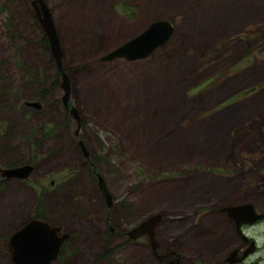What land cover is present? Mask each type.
Masks as SVG:
<instances>
[{
	"label": "rangeland",
	"instance_id": "obj_1",
	"mask_svg": "<svg viewBox=\"0 0 264 264\" xmlns=\"http://www.w3.org/2000/svg\"><path fill=\"white\" fill-rule=\"evenodd\" d=\"M45 2L76 117L30 0H0V169L31 166L0 174V264L36 212L68 235L51 264H158L127 235L153 213L182 264L214 259L233 231L217 207L264 192V0ZM158 18L173 32L147 56L99 59Z\"/></svg>",
	"mask_w": 264,
	"mask_h": 264
},
{
	"label": "water",
	"instance_id": "obj_2",
	"mask_svg": "<svg viewBox=\"0 0 264 264\" xmlns=\"http://www.w3.org/2000/svg\"><path fill=\"white\" fill-rule=\"evenodd\" d=\"M30 4L46 39L50 56L60 74L61 103L73 117H76L75 107L68 104V79L66 72L61 66V48L49 7L45 0H30ZM172 32L173 22L170 19H153L142 30L105 52L99 59L111 60L123 58L133 60L145 57L156 47L161 46ZM23 104L34 108L41 106V103L37 100H24ZM78 144L85 154L80 140H78ZM30 168L31 166L27 164L15 165L0 169V174L22 177L28 173ZM95 176L104 200L106 204H109L111 199L110 193L104 186L98 173H95ZM220 208L226 209L227 213L235 218L237 224L241 221H251L258 217V214L253 211L250 203L223 205ZM159 219L160 213L150 214L127 230L128 237L134 238L146 233L149 239H153V229ZM67 236L66 233H59L58 227L50 225L45 219L32 216L14 229L6 239L10 262L12 264H51V261L57 257L62 240Z\"/></svg>",
	"mask_w": 264,
	"mask_h": 264
},
{
	"label": "flooded vegetation",
	"instance_id": "obj_3",
	"mask_svg": "<svg viewBox=\"0 0 264 264\" xmlns=\"http://www.w3.org/2000/svg\"><path fill=\"white\" fill-rule=\"evenodd\" d=\"M74 133H76V130H74ZM260 197L262 198L260 206L254 205L252 201H249L247 199H242L239 201H228L222 204V206L230 205V204H242V203L251 204L253 211L258 214V217L251 221H241L238 224L235 222L236 221L235 218L227 213L226 209H221L220 206H218L217 210L224 215L225 219L233 228L232 234L230 236L226 235L223 237V242H227L226 244L228 245L222 246L221 248L222 250L221 252L218 253L217 257H215L214 259L212 258L209 262L204 263L201 261L200 258L194 256L193 258H198L199 262L196 263L195 261H193V263L195 264H264V192L263 195H261ZM256 226H260L262 228L256 229L255 228ZM122 233H126V232L122 231ZM142 235L147 237L149 242L150 252L154 256V258H156L158 264H182V258H183L182 252H180V250H178L176 247L166 246L161 244V242L155 240L156 237L155 229H153V233H152L153 239H149L146 233L140 234L138 235V237ZM67 238L68 236L62 240L61 246L65 244ZM61 250H64V248L63 249L59 248L58 254L59 252H61ZM58 254L56 257L57 261H59L62 258L61 255H60L61 257L59 258Z\"/></svg>",
	"mask_w": 264,
	"mask_h": 264
},
{
	"label": "trees",
	"instance_id": "obj_4",
	"mask_svg": "<svg viewBox=\"0 0 264 264\" xmlns=\"http://www.w3.org/2000/svg\"><path fill=\"white\" fill-rule=\"evenodd\" d=\"M41 41H42V43L44 44V47H46V48H48L47 47V42H46V39H45V37H42V39H41ZM51 58V57H50ZM52 59V58H51ZM55 83H57V79L55 80ZM37 94H38V96H42L43 94H42V92H40V91H37ZM34 217H39V218H43V219H45L44 218V216H42L41 214H40V212H36L35 214H34ZM46 220V219H45ZM63 248H65V244L64 245H62V246H60V249H63ZM66 249V248H65ZM62 251V250H61ZM59 258L61 257L60 255H62L60 252H59Z\"/></svg>",
	"mask_w": 264,
	"mask_h": 264
}]
</instances>
